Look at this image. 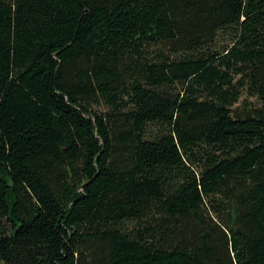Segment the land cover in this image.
<instances>
[{
  "label": "trees",
  "instance_id": "1",
  "mask_svg": "<svg viewBox=\"0 0 264 264\" xmlns=\"http://www.w3.org/2000/svg\"><path fill=\"white\" fill-rule=\"evenodd\" d=\"M0 264H264V0H0Z\"/></svg>",
  "mask_w": 264,
  "mask_h": 264
},
{
  "label": "rangeland",
  "instance_id": "2",
  "mask_svg": "<svg viewBox=\"0 0 264 264\" xmlns=\"http://www.w3.org/2000/svg\"><path fill=\"white\" fill-rule=\"evenodd\" d=\"M227 42H228L227 37H223V38L220 40V44H221V45H225V44H227ZM245 98H246V96L243 95L242 98H241V101H242L243 99H245ZM248 101H249V103L252 104V106H257V105L259 104V103L256 101V99H254V98H248ZM96 109H97V110H100V107L97 106Z\"/></svg>",
  "mask_w": 264,
  "mask_h": 264
}]
</instances>
